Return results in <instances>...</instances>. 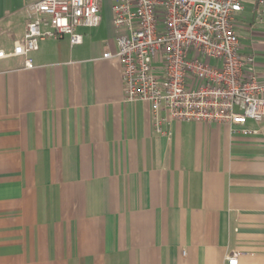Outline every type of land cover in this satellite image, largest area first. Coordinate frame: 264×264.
Returning a JSON list of instances; mask_svg holds the SVG:
<instances>
[{
    "label": "crops",
    "instance_id": "crops-1",
    "mask_svg": "<svg viewBox=\"0 0 264 264\" xmlns=\"http://www.w3.org/2000/svg\"><path fill=\"white\" fill-rule=\"evenodd\" d=\"M36 1L0 0V48L24 38ZM116 2L81 44L41 40L33 68L0 59V264H264V136L127 102L103 57ZM253 25L241 20V53L264 82Z\"/></svg>",
    "mask_w": 264,
    "mask_h": 264
},
{
    "label": "built area",
    "instance_id": "built-area-1",
    "mask_svg": "<svg viewBox=\"0 0 264 264\" xmlns=\"http://www.w3.org/2000/svg\"><path fill=\"white\" fill-rule=\"evenodd\" d=\"M248 1L264 16V0H117V51L103 57L120 62L125 100L147 102L154 114L165 111L173 120L227 123L264 136V82L252 71L254 56L241 53L235 25ZM101 6L102 0L32 3L24 38L11 52L0 48V59L25 56V67L33 68L28 55L46 37L81 44L78 28L98 27ZM249 120L259 126L246 127ZM238 262L237 252L227 257V264Z\"/></svg>",
    "mask_w": 264,
    "mask_h": 264
},
{
    "label": "rangeland",
    "instance_id": "rangeland-1",
    "mask_svg": "<svg viewBox=\"0 0 264 264\" xmlns=\"http://www.w3.org/2000/svg\"><path fill=\"white\" fill-rule=\"evenodd\" d=\"M241 20L252 22L254 24L253 29H252L253 32L259 33V35L257 37H255V39L256 38L259 40L264 39V37H261L262 35L264 36V16H263V13L261 11V8L256 9V12L254 14L245 11L238 16V20L236 19L235 25H236L237 32H238L239 36H240V34H243L242 28H241ZM243 40H244V38H243ZM254 64H256V62Z\"/></svg>",
    "mask_w": 264,
    "mask_h": 264
}]
</instances>
